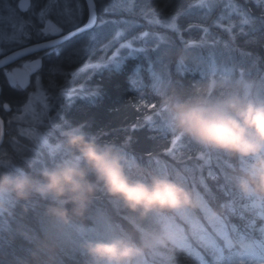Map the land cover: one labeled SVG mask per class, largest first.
I'll return each instance as SVG.
<instances>
[{
  "label": "trees",
  "instance_id": "1",
  "mask_svg": "<svg viewBox=\"0 0 264 264\" xmlns=\"http://www.w3.org/2000/svg\"><path fill=\"white\" fill-rule=\"evenodd\" d=\"M82 1L85 4L86 0ZM199 1L100 0L101 7L110 9L103 13L98 6L97 10V24L101 19L110 21L103 28L107 37L104 43L114 39L118 43L101 51L102 45L92 39L89 48L81 51V41L91 33L78 35L56 49L40 52L42 67L38 71L49 94L53 142L63 143L64 130L80 125L99 142L120 146L137 165L130 169L131 175L147 178L166 174L199 193V206L140 216L98 190L83 215L65 223L48 213L51 202L38 194L24 200L15 198L9 219L0 223V264H92L81 248L82 241L115 235L129 236L145 246L141 264H218L210 249L181 247L178 241L165 238L166 219L171 214L177 215L187 232L196 216L202 222L211 218L204 229L211 235L209 241L218 246L222 243L216 228L231 227L234 234H229L231 239L227 241H232V249L240 246L264 257V235L260 231L264 228V199L245 196L236 187L233 176L242 162L172 132L161 97L156 94L174 89L192 95L211 85L214 94L249 86L250 91L264 95V0H235L253 21L248 27L235 24L231 28L217 24L220 2L208 5ZM156 18L164 22L157 23ZM118 32L126 40H119ZM141 33H147L137 42L141 48L135 43L134 49H121L120 62L75 78L76 83L84 85L83 95L73 99L60 95L65 74L88 59L112 54L121 43ZM211 62L228 73L212 75L205 70ZM32 88L12 90L5 85L0 99L11 101L14 109L25 103ZM5 114L0 111L3 119ZM53 159L45 158V162L26 167V171L38 172L44 163L50 166L61 158Z\"/></svg>",
  "mask_w": 264,
  "mask_h": 264
},
{
  "label": "clouds",
  "instance_id": "2",
  "mask_svg": "<svg viewBox=\"0 0 264 264\" xmlns=\"http://www.w3.org/2000/svg\"><path fill=\"white\" fill-rule=\"evenodd\" d=\"M156 94L172 132L239 159L236 187L245 196L264 199V95L249 86L214 94L211 85L192 95L174 89ZM63 146L67 156L38 172L0 170V196L24 200L38 194L51 202L48 213L65 223L82 216L98 190L140 216L199 206V193L166 174L131 175L137 165L120 146L99 142L80 125L64 130ZM81 248L92 264H141L145 252L144 245L126 235L85 239Z\"/></svg>",
  "mask_w": 264,
  "mask_h": 264
},
{
  "label": "rangeland",
  "instance_id": "3",
  "mask_svg": "<svg viewBox=\"0 0 264 264\" xmlns=\"http://www.w3.org/2000/svg\"><path fill=\"white\" fill-rule=\"evenodd\" d=\"M34 2V0H33ZM220 2V17L217 21L218 25L224 27H233L235 24H239L240 26L248 27L247 25L253 21V18L248 17L244 11L240 10L239 4L235 2V0H200V4H210ZM44 0H40V4L43 5ZM80 4L84 8V15L81 20L77 21L78 25L83 24L88 19L87 13V3L85 4L82 0H80ZM75 5L72 4L65 9V13L68 16L69 20L73 19V9ZM37 8H39V3L37 4ZM238 20H236L235 18ZM31 18L33 22H36V18L33 16L32 12H22L19 9L18 0H0V34L5 36V39L8 37L7 31H11L16 35V38L19 39L21 29L19 25L22 23V20H26ZM98 20V17H97ZM48 21H51V27L48 26ZM63 21L58 23L57 16L55 12L50 13L44 22V26L49 28L51 32L54 27H59ZM170 23V22H168ZM171 24V23H170ZM75 27L69 28L65 25V29L63 32H67ZM154 34V32H151ZM93 34L91 33L89 37L84 38L82 45L80 48L81 51H85L89 48L90 41L92 40ZM53 36H49L51 38ZM47 38V39H48ZM139 38L141 36H135L131 40L132 46L131 49L139 46ZM161 38V36H159ZM37 39L33 34L32 40ZM44 39V38H40ZM38 40V39H37ZM30 41L25 42L26 45H31ZM123 42V43H127ZM136 43V45H135ZM122 44V43H121ZM6 47L13 48V50L18 49L15 48L17 45H6ZM121 50L120 45L119 48L114 50L112 54L108 55L109 59L113 56V54L117 51ZM9 51L8 53H10ZM37 58H42L41 53L33 54L31 56L26 57L24 60L15 61L8 65L5 70H11L16 67H21L24 63L28 61L35 60ZM120 55L112 62L107 63L104 58H99L97 60L88 59L85 62L81 63L79 67L75 70L68 73V75H64L66 81L62 85L63 90L70 91L72 89H77L78 92L75 96L71 97L73 99L77 96L83 95L84 85L81 83H76L75 78L83 72H94L98 69L109 66L113 62H120ZM107 63V64H106ZM97 64H105L100 68L93 67ZM203 67H205V63H201ZM205 70L210 72L215 76L217 72L221 74H227L223 68H219L215 62L209 63ZM39 71V70H38ZM36 72L32 77V82L29 85L33 86V88L28 92V97L25 103L21 106L12 109V111L7 112L5 114V137L4 144L0 146V170L8 171L10 173H17L21 170L26 171V167L36 166L37 162L43 160L45 162V158H63L67 156V150L64 148L62 142H53L50 139V122H49V94L47 89L41 83V78L39 76V72ZM37 77H39V83H37ZM28 87V88H29ZM82 87V88H81ZM31 96V106L28 111H18L17 109H23L24 105L28 104L29 97ZM47 105V107H46ZM0 136H1V125H0ZM46 166V163H44ZM40 167V166H39ZM0 201L3 202V207H0V223L4 224L9 219L8 215L11 213L13 206L15 205V197L13 195H5L0 196ZM260 205V203H258ZM253 219V218H252ZM167 240L169 242L178 241L179 245L182 246H190L191 248L201 249L202 246L210 249L213 258L218 264H264L263 256H256L252 252L246 249H232L233 246L232 241H227V239H231L229 234H234V229L227 226H222L220 228H216V232L219 234L221 246L212 244L209 239L211 237L205 229L204 225L206 222L208 223L210 219L202 222L199 217L196 216L193 222L194 226L191 228L190 232H187L183 225L178 221L177 215H170L167 219ZM205 222V223H204ZM260 231L264 235V228L260 229ZM225 235V237H223ZM165 238H162L165 240ZM161 239V240H162ZM189 244H188V243ZM211 243V244H210ZM163 247H166L163 243ZM158 254L160 252H157ZM161 258L159 255L153 254V256Z\"/></svg>",
  "mask_w": 264,
  "mask_h": 264
},
{
  "label": "snow or ice",
  "instance_id": "4",
  "mask_svg": "<svg viewBox=\"0 0 264 264\" xmlns=\"http://www.w3.org/2000/svg\"><path fill=\"white\" fill-rule=\"evenodd\" d=\"M21 5L20 10L22 12H32L33 16L36 18V22H33L31 18L26 20H22V23L19 25L21 29L19 39L16 38V35L11 31H7L9 34L7 39L3 34H0V98L3 96V91L5 85L12 90H23L28 87L29 76L32 73L37 72L42 67V58H37L32 61H28L24 63L21 67L13 68L11 70H5L7 65L13 63L20 57L28 54H33L36 52L48 50V49H56L58 45L62 44L64 40L71 39L73 36L81 35L82 33H92V39L95 42H98L102 45L101 51H106L116 43L117 40H112L110 43L105 44L104 41L107 37L104 34L103 28L110 21H104L101 19L100 23L97 24V10L99 6V11L103 13H107L110 9L107 6H100V0H86L87 3V13L88 19L87 23L84 24L83 28L79 27L77 21L81 20L84 15V8L80 4V0H44L43 5L40 4V0H18ZM39 3V8H37V4ZM131 3V0H130ZM74 4L75 7L73 9L72 15L73 19L69 20L68 16L65 13V9ZM55 12L58 23L63 21L59 27H54L52 31H49L48 27L44 26V22L46 17ZM149 22H152V19H149ZM156 22H164L162 18H156ZM65 25L69 28L75 27L76 32H69L68 36L63 35V30L65 29ZM48 26L51 27V21H48ZM33 34L39 40L40 38H44L47 40L49 36H61L60 40H53L51 42H38L34 46H25L26 41H30L32 39ZM141 37L147 35V33H141ZM116 36L119 37V40L123 39L124 35L121 33H116ZM6 45H17L15 48L22 49L21 51H15L13 48L6 47ZM132 46L131 40H128L127 43L120 44V48H130ZM11 51V55H8V52ZM120 55V51L117 50L111 59L106 55L104 57L105 61L112 62ZM106 63V64H107ZM105 64H97L93 67L100 68ZM37 83H39V77H37ZM82 88V87H81ZM77 89H72L70 91H65L61 89L60 95L66 99H70L71 97L77 94ZM31 106V96L29 97L28 104L24 105L23 109H17L18 111L26 112L29 110ZM47 107V105H46ZM0 111L10 112L12 111V102L11 101H3L0 99ZM3 119V117H0Z\"/></svg>",
  "mask_w": 264,
  "mask_h": 264
},
{
  "label": "water",
  "instance_id": "5",
  "mask_svg": "<svg viewBox=\"0 0 264 264\" xmlns=\"http://www.w3.org/2000/svg\"><path fill=\"white\" fill-rule=\"evenodd\" d=\"M21 8V5H20V3H19V9ZM97 15V14H96ZM98 17V16H97ZM85 23H87V20L83 23V24H81V25H79V27H81V28H83V26H84V24ZM96 23H97V21H96ZM69 32H76V28H73V29H71V30H69V31H67V32H63V35L64 36H68L69 35ZM83 34V33H82ZM78 36V35H77ZM74 37H76V36H73L72 38H74ZM71 38V39H72ZM60 39H62V37L61 36H54V37H51V38H48L47 40H45V39H43V40H41V41H38V42H51V41H53V40H60ZM68 40H70V39H68ZM65 41H67V40H64V42ZM38 42H36V43H38ZM36 43H33V44H31V45H26V46H34ZM22 49H20V48H18V49H15V51H21ZM49 50V49H48ZM45 51V50H44ZM40 52H42V51H40ZM40 52H36V53H33V54H37V53H40ZM12 53L10 52V53H8V55H11ZM33 54H28V55H24V56H22V57H20L19 59H17L16 61H19V60H22V59H25L26 57H28V56H31V55H33ZM15 62V61H14ZM10 65V64H9ZM8 66V65H7ZM34 73H32L31 75H33ZM30 75V76H31ZM30 76H29V82H28V87H29V85L31 84V81H30ZM1 117V116H0ZM0 125H1V136H0V145L3 143V141H4V137H5V122H4V119H0Z\"/></svg>",
  "mask_w": 264,
  "mask_h": 264
},
{
  "label": "flooded vegetation",
  "instance_id": "6",
  "mask_svg": "<svg viewBox=\"0 0 264 264\" xmlns=\"http://www.w3.org/2000/svg\"><path fill=\"white\" fill-rule=\"evenodd\" d=\"M54 37V36H53ZM24 60V59H23ZM21 61L19 60V63H20ZM16 68H18V67H16ZM36 73V72H35ZM35 73L33 74V75H31L30 76V81L32 82V77L35 75Z\"/></svg>",
  "mask_w": 264,
  "mask_h": 264
},
{
  "label": "bare ground",
  "instance_id": "7",
  "mask_svg": "<svg viewBox=\"0 0 264 264\" xmlns=\"http://www.w3.org/2000/svg\"><path fill=\"white\" fill-rule=\"evenodd\" d=\"M84 34V33H83Z\"/></svg>",
  "mask_w": 264,
  "mask_h": 264
}]
</instances>
